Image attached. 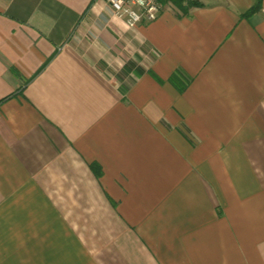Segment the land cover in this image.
<instances>
[{"label": "crops", "instance_id": "obj_1", "mask_svg": "<svg viewBox=\"0 0 264 264\" xmlns=\"http://www.w3.org/2000/svg\"><path fill=\"white\" fill-rule=\"evenodd\" d=\"M190 1L0 0V264H264V0Z\"/></svg>", "mask_w": 264, "mask_h": 264}, {"label": "built area", "instance_id": "obj_2", "mask_svg": "<svg viewBox=\"0 0 264 264\" xmlns=\"http://www.w3.org/2000/svg\"><path fill=\"white\" fill-rule=\"evenodd\" d=\"M113 16L135 29L139 24L156 21L163 9L159 0H102Z\"/></svg>", "mask_w": 264, "mask_h": 264}, {"label": "trees", "instance_id": "obj_3", "mask_svg": "<svg viewBox=\"0 0 264 264\" xmlns=\"http://www.w3.org/2000/svg\"><path fill=\"white\" fill-rule=\"evenodd\" d=\"M166 2V1H170V2H173L174 5L180 7L183 9V11H186V8H189L190 6L192 7L194 5V1H190V0H159V2ZM257 3L256 5L247 13V14H251V13H254L256 11H258L261 7V0H256ZM186 2V3H185ZM186 4L184 6V4ZM245 14V15H247Z\"/></svg>", "mask_w": 264, "mask_h": 264}, {"label": "rangeland", "instance_id": "obj_4", "mask_svg": "<svg viewBox=\"0 0 264 264\" xmlns=\"http://www.w3.org/2000/svg\"><path fill=\"white\" fill-rule=\"evenodd\" d=\"M202 1L205 3H211V2H214L215 0H202Z\"/></svg>", "mask_w": 264, "mask_h": 264}]
</instances>
